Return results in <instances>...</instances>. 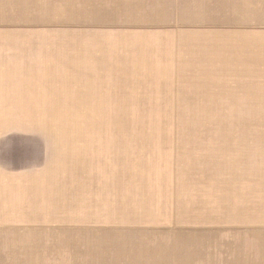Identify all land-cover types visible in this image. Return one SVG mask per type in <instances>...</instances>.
I'll return each instance as SVG.
<instances>
[{
	"label": "rangeland",
	"instance_id": "obj_1",
	"mask_svg": "<svg viewBox=\"0 0 264 264\" xmlns=\"http://www.w3.org/2000/svg\"><path fill=\"white\" fill-rule=\"evenodd\" d=\"M0 264H264V0H0Z\"/></svg>",
	"mask_w": 264,
	"mask_h": 264
}]
</instances>
